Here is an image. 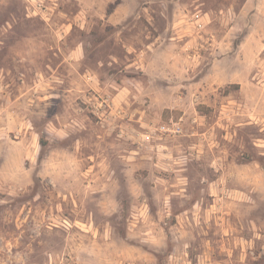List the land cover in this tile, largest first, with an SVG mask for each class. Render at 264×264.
Listing matches in <instances>:
<instances>
[{
	"label": "rangeland",
	"instance_id": "374dc122",
	"mask_svg": "<svg viewBox=\"0 0 264 264\" xmlns=\"http://www.w3.org/2000/svg\"><path fill=\"white\" fill-rule=\"evenodd\" d=\"M34 1L0 0V264H264V0Z\"/></svg>",
	"mask_w": 264,
	"mask_h": 264
},
{
	"label": "built area",
	"instance_id": "2783aa9c",
	"mask_svg": "<svg viewBox=\"0 0 264 264\" xmlns=\"http://www.w3.org/2000/svg\"><path fill=\"white\" fill-rule=\"evenodd\" d=\"M30 4H31L32 7H30V8L28 9L29 11H30V9L33 8V7L35 8V10H37V7L42 8V4H41V3H35L34 0H30ZM194 18L197 19V20H196V24L194 25L195 28H196V29H197V28L202 29V28H203V24L200 22V20H201V16H200L198 13H196V14L194 15ZM163 130H165V131H171V129L168 128V127H164ZM181 130H182L181 128H178V130H173V131L176 132V133H180Z\"/></svg>",
	"mask_w": 264,
	"mask_h": 264
},
{
	"label": "crops",
	"instance_id": "0c3cea01",
	"mask_svg": "<svg viewBox=\"0 0 264 264\" xmlns=\"http://www.w3.org/2000/svg\"><path fill=\"white\" fill-rule=\"evenodd\" d=\"M120 6H121V5H120ZM120 6L117 7V10L115 11L116 13H117V11L119 10ZM116 13H113V14H112V17H111L112 19L116 17ZM71 90H72V88H71ZM216 263H217V260H216V259H213V264H216Z\"/></svg>",
	"mask_w": 264,
	"mask_h": 264
}]
</instances>
